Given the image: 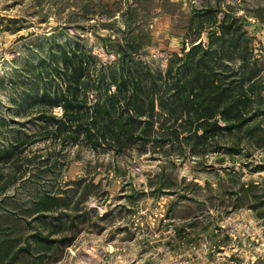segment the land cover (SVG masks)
<instances>
[{
    "label": "trees",
    "instance_id": "trees-1",
    "mask_svg": "<svg viewBox=\"0 0 264 264\" xmlns=\"http://www.w3.org/2000/svg\"><path fill=\"white\" fill-rule=\"evenodd\" d=\"M134 1L121 36L107 38V44L116 45L114 60L101 62L75 42L59 44L56 50L49 45L47 55L34 65L37 79L31 89L23 87L26 96L19 105L32 109L37 129L29 134L14 130L0 148V165L7 166L6 173L0 172V202L18 181L45 177L73 146L114 157L132 151L130 155L160 153L182 159L219 149L234 159L240 148L248 154L264 146V54L256 53L245 19L234 16L229 4L224 11L220 4L186 11L179 1ZM163 13L170 16L171 33L182 38V46L166 53L161 69L140 56L152 43L149 21ZM37 141L44 143L45 153L23 155ZM92 183L79 187L78 193L42 189L21 216L10 210L0 213V264L53 261L79 232L84 214L78 210L92 193ZM179 186L168 180L162 166L147 194H177ZM144 193L135 190L130 197ZM234 203L264 218V177L239 184ZM6 223L10 232H5ZM192 224L175 230L180 234Z\"/></svg>",
    "mask_w": 264,
    "mask_h": 264
},
{
    "label": "rangeland",
    "instance_id": "rangeland-1",
    "mask_svg": "<svg viewBox=\"0 0 264 264\" xmlns=\"http://www.w3.org/2000/svg\"><path fill=\"white\" fill-rule=\"evenodd\" d=\"M60 1L0 0V148L14 130L29 134L37 129L32 109L19 104L26 96L23 87L31 89L36 81L34 65L47 55L49 45L56 50L59 44L78 42L108 63L115 58L116 45L107 44V38L121 36L127 12L136 6L134 0ZM171 1L181 2L186 11L219 4L224 11L226 4L231 5L230 12L245 19L254 36L256 53L264 54V0ZM217 18H222V11ZM98 22L113 26L104 28ZM149 29L152 43L142 49L140 58L163 69L166 53L178 52L182 38L171 33L168 14L152 17ZM54 111L60 113L58 107ZM45 150L37 141L23 155ZM222 150L182 159L173 154L130 155L132 151L114 157L73 146L42 179L18 181L11 187L0 202V213L10 210L21 216L42 189L78 193L92 181V193L78 210L84 214L79 232L46 264H264V218L234 203L239 184L258 183L264 177L258 166H264V146L251 148L248 154L240 148L234 159ZM162 166L168 180L180 183V190L152 197L147 194L149 184ZM6 170L0 165L1 173ZM135 190L145 193L130 197ZM190 222L194 224L180 234L175 230ZM7 224L5 232H10Z\"/></svg>",
    "mask_w": 264,
    "mask_h": 264
}]
</instances>
